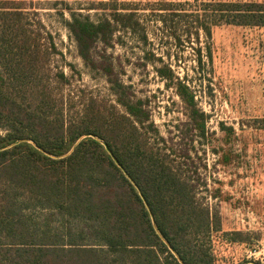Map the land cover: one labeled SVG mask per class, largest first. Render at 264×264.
Listing matches in <instances>:
<instances>
[{"label":"trees","instance_id":"16d2710c","mask_svg":"<svg viewBox=\"0 0 264 264\" xmlns=\"http://www.w3.org/2000/svg\"><path fill=\"white\" fill-rule=\"evenodd\" d=\"M3 3L0 264H182L170 247L184 264H216L210 243L221 230L220 216L199 193L205 189L211 198H218L220 187L209 188L206 180L195 178L196 169L185 168L173 156L176 150L160 134L147 99L137 97L124 82L108 51L118 31L149 43L138 8L105 0L102 8L108 13L92 19L65 6L70 14H62V22L79 57L92 75L106 80L114 95L109 103L89 96L79 110L70 113L71 106L58 91L69 77L63 70L53 73L51 69V54L61 53L52 35L48 34L50 47L42 49L23 10ZM204 6L201 15L162 2L160 21L168 26V19L181 20L174 16L193 17L195 33L199 35L200 29L207 37L212 26L222 23L264 26V0H218ZM171 33L181 44L177 26ZM200 51L198 63L203 65ZM206 55L211 58L210 48ZM144 58L183 101L184 125L199 139H207L208 114L198 106L192 87L162 55L148 49ZM220 128L225 132L223 141L229 142L234 127L221 123ZM86 133L105 141L119 164L92 136L81 139L70 152ZM20 139H31L43 150L28 140L13 144ZM190 153L188 149L183 154L187 167H191L188 161L194 163ZM234 157L231 150H223L218 161L229 164ZM145 200L170 246L157 232ZM229 234L230 241L250 239L240 230Z\"/></svg>","mask_w":264,"mask_h":264},{"label":"rangeland","instance_id":"374dc122","mask_svg":"<svg viewBox=\"0 0 264 264\" xmlns=\"http://www.w3.org/2000/svg\"><path fill=\"white\" fill-rule=\"evenodd\" d=\"M115 1L138 8V18L149 37V43L144 44L129 32L116 33L114 45L108 51L117 62L121 78L137 97L147 99L160 134L176 150L173 156L185 168L196 169L195 178L199 175L209 188L220 187L218 198H211L205 189L199 193L220 216L221 230L214 233L210 243L216 264H264V26L222 23L212 26L211 36L207 37L203 30L199 29V35L195 33L193 17L186 16L184 20L174 16L181 20L168 19V26H164L158 8L162 2L170 1L176 9L202 15L204 4L218 0ZM0 2L23 10L27 25L42 49L50 47L48 34L52 35L61 53L51 54V69L53 73L63 70L69 77V83L58 91L67 99V106H71L70 113L79 110L83 99L89 96H98L106 103L114 101L106 80L92 75L83 64L75 41L62 22V14L64 17L70 14L65 6L97 19L108 13L102 8L105 0ZM174 26L182 38L181 44L171 33ZM208 48L211 58L206 55ZM148 49L162 55L194 90L198 106L208 114L207 139H199L189 125H184L185 105L174 88L166 86L152 64L145 63L144 53ZM198 49L203 65L198 63ZM221 123L235 129L229 142L223 141L225 132L220 128ZM188 149L194 162L188 161L191 167L184 163L187 159L183 154ZM222 149L235 154L231 163L218 161ZM235 230L247 233L249 241H230L229 232Z\"/></svg>","mask_w":264,"mask_h":264},{"label":"water","instance_id":"95a60500","mask_svg":"<svg viewBox=\"0 0 264 264\" xmlns=\"http://www.w3.org/2000/svg\"><path fill=\"white\" fill-rule=\"evenodd\" d=\"M87 136H92V137H94V138L100 140V141L104 144V146L106 147V149L108 150V152L112 155V157L114 158L115 162L119 164L118 159H117L116 156L113 154L112 150L108 147L107 143H106L105 141L101 140L98 136H96V135H94V134H92V133H86V134L82 135V136L77 140V142L74 144V146L72 147V149L70 150V152H71V151L74 149V147H75V146L81 141V139H83L84 137H87ZM22 140H28V141L32 142L35 146H37L36 143H35L33 140H31V139H20V140H17L16 142H14L13 144L19 143V142L22 141ZM13 144H11V145H13ZM37 147H38L39 149L43 150V149L40 148L39 146H37ZM70 152H69V153H70ZM125 172H126V171H125ZM128 177H129V175H128ZM136 186H137V185H136ZM138 189H139V188H138ZM139 190H140V189H139ZM140 193H141V191H140ZM141 195H142V197L144 198V196H143L142 193H141ZM144 199H145V198H144ZM145 202H146V200H145ZM146 204H147V202H146ZM147 206H148V208H149V210H150V212H151V209H150V207H149L148 204H147ZM151 216H152V220H153V223H154V226H155L157 232H158V233L160 234V236L164 239V241L170 246L169 242L163 237V235L161 234L160 230L158 229L157 224H156V222H155V219H154V216H153L152 212H151ZM170 248H171V250L174 252V254L179 258L180 262H181L182 264H184V263L182 262V260L180 259L178 253H177L172 247H170Z\"/></svg>","mask_w":264,"mask_h":264}]
</instances>
